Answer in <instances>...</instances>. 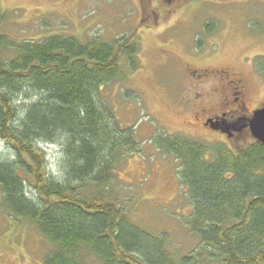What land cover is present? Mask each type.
<instances>
[{"label":"trees","instance_id":"obj_1","mask_svg":"<svg viewBox=\"0 0 264 264\" xmlns=\"http://www.w3.org/2000/svg\"><path fill=\"white\" fill-rule=\"evenodd\" d=\"M137 50L125 36L17 42L0 29V140L10 153L0 157L2 205L50 245L43 264L264 263V144L253 138L238 149L217 145L208 160L202 142L156 135L154 145L180 163L186 223L199 239L192 253L176 257L166 234L139 225L111 195L118 163L138 143L99 88L121 78V56L134 68ZM39 143L59 146L56 175Z\"/></svg>","mask_w":264,"mask_h":264},{"label":"rangeland","instance_id":"obj_2","mask_svg":"<svg viewBox=\"0 0 264 264\" xmlns=\"http://www.w3.org/2000/svg\"><path fill=\"white\" fill-rule=\"evenodd\" d=\"M0 12L1 31L17 42L51 35L135 41L134 68L121 56V78L99 88L98 99L138 143L121 158L109 191L139 225L166 234L176 257L194 252L199 239L186 223L192 208L178 180L180 163L153 141L159 131L193 139L207 146L211 160L217 145L237 149L252 139L249 130L237 142L202 126L190 99L192 81L227 68L246 82L248 106H264V0H0ZM38 145L56 175L59 146ZM9 155L0 140V157ZM49 248L30 220L10 215L0 194V264H43Z\"/></svg>","mask_w":264,"mask_h":264},{"label":"flooded vegetation","instance_id":"obj_3","mask_svg":"<svg viewBox=\"0 0 264 264\" xmlns=\"http://www.w3.org/2000/svg\"><path fill=\"white\" fill-rule=\"evenodd\" d=\"M150 1L143 0V3ZM215 72L217 73L215 78H198L192 81L194 99H190V103L195 110L194 118L206 128H209L210 122L217 120L223 125H228V132L222 135L227 140L237 141L242 133L248 131L246 123L252 112L263 106L259 104L253 108L248 106L245 101L247 85L241 76L227 68ZM208 80L214 83L207 85ZM211 95L216 100L209 101Z\"/></svg>","mask_w":264,"mask_h":264},{"label":"water","instance_id":"obj_4","mask_svg":"<svg viewBox=\"0 0 264 264\" xmlns=\"http://www.w3.org/2000/svg\"><path fill=\"white\" fill-rule=\"evenodd\" d=\"M246 126L248 127L251 138L264 144V106L257 108L252 112L251 116L247 120ZM209 128L217 130L222 134L227 133L229 130L228 125H223L218 120L210 122Z\"/></svg>","mask_w":264,"mask_h":264}]
</instances>
